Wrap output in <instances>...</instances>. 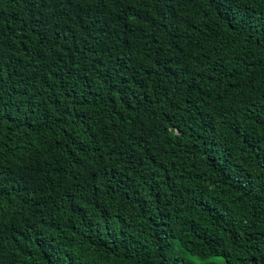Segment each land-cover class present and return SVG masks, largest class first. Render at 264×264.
<instances>
[{"label":"trees","instance_id":"1","mask_svg":"<svg viewBox=\"0 0 264 264\" xmlns=\"http://www.w3.org/2000/svg\"><path fill=\"white\" fill-rule=\"evenodd\" d=\"M215 255L264 264V0H0V264Z\"/></svg>","mask_w":264,"mask_h":264},{"label":"rangeland","instance_id":"2","mask_svg":"<svg viewBox=\"0 0 264 264\" xmlns=\"http://www.w3.org/2000/svg\"><path fill=\"white\" fill-rule=\"evenodd\" d=\"M193 264H207L209 262H216L218 264H226L225 259L220 255L210 256L207 258H201L194 256L192 258Z\"/></svg>","mask_w":264,"mask_h":264}]
</instances>
